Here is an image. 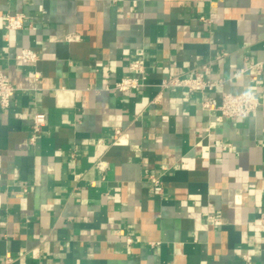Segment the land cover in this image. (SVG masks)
<instances>
[{"label":"crops","instance_id":"0c3cea01","mask_svg":"<svg viewBox=\"0 0 264 264\" xmlns=\"http://www.w3.org/2000/svg\"><path fill=\"white\" fill-rule=\"evenodd\" d=\"M26 47L36 63L17 59ZM138 59L145 85L115 90ZM208 61L225 79L211 95L252 91L256 112L160 91ZM260 61L264 0H0V72L16 88L0 104V264H264Z\"/></svg>","mask_w":264,"mask_h":264},{"label":"built area","instance_id":"2783aa9c","mask_svg":"<svg viewBox=\"0 0 264 264\" xmlns=\"http://www.w3.org/2000/svg\"><path fill=\"white\" fill-rule=\"evenodd\" d=\"M24 14L7 15L4 17V26L7 29H19L23 27ZM17 59L36 63L39 60V54L33 48H22L17 54ZM258 70L264 68V61L255 64ZM130 73L118 80L114 86L115 90L125 92L129 90H137L145 85V65L141 59L136 60L130 65ZM211 74V62H205L201 69L196 71L192 76L169 75L161 80L159 87L160 91L166 89H182L189 93L199 92L202 94V106L208 110L220 111L219 117H247L258 110L261 105V100L257 94L252 91H221V100L217 101L211 93L218 87H222L225 79H213ZM16 88L11 83L7 74L0 72V104L2 108H7L10 105V100L15 93ZM47 123V115L44 111H38L34 114L30 143H36L38 136L43 131ZM121 131H115V141L120 138ZM101 167V162L98 164ZM154 192L161 196L164 191L163 183L159 176L151 174L149 176ZM131 242V238H129ZM249 258V257H248ZM250 259V258H249Z\"/></svg>","mask_w":264,"mask_h":264}]
</instances>
